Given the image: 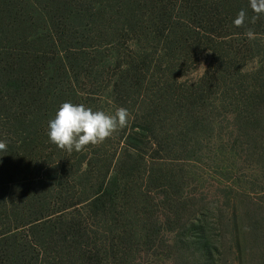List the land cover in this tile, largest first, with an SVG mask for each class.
<instances>
[{
    "label": "trees",
    "instance_id": "16d2710c",
    "mask_svg": "<svg viewBox=\"0 0 264 264\" xmlns=\"http://www.w3.org/2000/svg\"><path fill=\"white\" fill-rule=\"evenodd\" d=\"M261 35L249 0H0V264H155L188 250L185 234L163 228L205 213L175 211L194 199L179 118L227 103L246 150L264 149V59L244 68L262 55ZM203 52V75L178 82ZM150 79L158 91L140 93ZM97 100L108 114L126 108V126L71 154L49 142L62 102ZM240 209L230 232L264 240V208Z\"/></svg>",
    "mask_w": 264,
    "mask_h": 264
},
{
    "label": "rangeland",
    "instance_id": "374dc122",
    "mask_svg": "<svg viewBox=\"0 0 264 264\" xmlns=\"http://www.w3.org/2000/svg\"><path fill=\"white\" fill-rule=\"evenodd\" d=\"M256 38L258 43L262 44L260 50L264 51V36ZM254 48L258 50L257 47ZM263 51L262 55H257L246 63L245 70L260 66L261 59H264ZM208 60V53L203 52L198 62L178 67L177 71L186 69V72L178 77V82H196L205 72ZM162 61L164 59L158 57V62ZM116 70L115 68L111 71V78L118 72ZM158 78L159 75L156 81ZM93 83L107 86L110 81L103 79ZM80 85L82 86V81ZM144 85L146 88L140 91L144 95L155 94L160 86H153L151 79ZM185 90L183 87L176 93L184 94ZM97 104L99 107L95 110L107 109L110 106V103L99 100ZM226 104L222 106L215 100H210L209 103L200 102V106H191V113L187 117L179 118L178 122L182 121V131L177 135L175 145H183L188 154L187 159L179 164L182 169L179 172L186 183V192L193 194L194 199L191 204L187 202L185 207L175 211L186 212L187 215L197 210L205 213L200 216V224L189 219L187 230L173 227L175 223L163 225L167 231L185 234L183 242L188 246V250L182 248L172 259H162L155 264H264V240L257 241L248 234L234 236L230 232L234 226L233 215L243 217L240 208L246 211L251 208H264V149L254 157L246 150L243 141L245 139L239 136L234 127V109ZM74 152L76 151L71 153ZM194 223H197V226ZM203 228H206L202 231L204 233L200 231ZM198 233L202 238L197 241L200 244H191L195 241L191 235ZM212 245L218 247V255L209 248ZM203 248L207 260L203 255ZM218 259L220 262H217Z\"/></svg>",
    "mask_w": 264,
    "mask_h": 264
},
{
    "label": "clouds",
    "instance_id": "9594fccd",
    "mask_svg": "<svg viewBox=\"0 0 264 264\" xmlns=\"http://www.w3.org/2000/svg\"><path fill=\"white\" fill-rule=\"evenodd\" d=\"M254 13L264 14V0H249ZM243 13L233 19L235 26L243 23ZM129 114L126 108L118 107L114 113L93 110L84 104L62 102L54 116L47 122L46 135L50 143L71 153L79 152L87 145H97L110 137L117 129L126 126ZM3 145H0V149Z\"/></svg>",
    "mask_w": 264,
    "mask_h": 264
}]
</instances>
